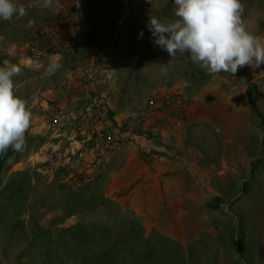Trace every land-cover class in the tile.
I'll use <instances>...</instances> for the list:
<instances>
[{
  "label": "rangeland",
  "instance_id": "1",
  "mask_svg": "<svg viewBox=\"0 0 264 264\" xmlns=\"http://www.w3.org/2000/svg\"><path fill=\"white\" fill-rule=\"evenodd\" d=\"M111 1L118 0H88L87 6L102 17L91 18L85 26L103 20L109 25L106 28L109 34L111 12L107 7ZM242 3L249 30L264 37V0H242ZM137 7L125 30L134 35V25L141 22L144 27L136 30L139 32L136 39L134 35L124 43L123 57L113 72L111 59L107 57L111 54V42L102 41L107 34L93 35L100 43H91L85 30L76 29L71 33L77 35L70 44L62 39L64 31L52 29L56 17L66 18L59 9L54 12L55 7H32L34 15L37 12L36 20L30 12L24 17L0 20V66L21 65V73L14 77L15 93L26 101L32 113L24 150L17 152V159L10 160L0 172V264H264V169L249 171V180L234 187L238 200L223 206L217 204L218 216L211 214L210 206L204 212V206L203 210L197 208L193 219H158L157 226L151 227L150 221L123 212L111 199L106 198L108 203H104L99 186L90 181L72 184L71 179L65 180L68 176L65 169L50 167L43 159L45 153L40 148L47 149L46 141L53 133L45 124L53 95L60 87L71 86L74 80L77 86L84 72L94 79H104L109 95L120 91L127 94L128 103L135 104L134 108L142 115L144 112L149 115L143 103L152 93L174 85L183 89L188 84L202 85L210 76L191 61L188 53H177L171 59L152 42L150 18L176 19L172 0H139ZM41 31L52 33L54 40L67 41L70 46L59 53L45 51L38 59L28 58L31 43ZM50 58H57L61 64L51 74L46 71ZM79 198H82L81 207L77 206L80 211L71 214V206ZM131 221L140 226L137 230L141 236L128 241L136 229ZM85 230L88 239H83ZM212 233L218 234L217 238ZM195 237L201 241H194Z\"/></svg>",
  "mask_w": 264,
  "mask_h": 264
},
{
  "label": "crops",
  "instance_id": "2",
  "mask_svg": "<svg viewBox=\"0 0 264 264\" xmlns=\"http://www.w3.org/2000/svg\"><path fill=\"white\" fill-rule=\"evenodd\" d=\"M30 1L36 4L35 0ZM87 1L80 0L77 7L74 0H56L54 12L59 9L66 18L56 17L51 26L64 31L62 39L70 44L77 35L71 34L76 29L85 30L91 43H100L93 35L108 32L109 25L103 20L85 26L91 18L102 17L87 6ZM138 3L139 0H118L107 7L111 12V32L102 41L111 42V54L107 56L111 59V72L119 67L116 64L123 57L124 43L134 35L136 39V30L144 27L141 22L134 25V35L125 30L138 11ZM28 4L23 5L27 8ZM27 12L38 19L32 8H27ZM67 23L70 29L66 28ZM201 84L184 88L188 107L182 118L176 110H156L149 117L128 103L127 94L120 91L109 95L104 79H94L91 96L103 99L105 105L101 123L74 134L76 113L86 107L91 96L65 102L60 107L66 120L59 127L51 126L45 119V124L53 129L49 140H45L47 152L55 150L59 154L55 167L66 170L65 180L71 179L72 183L78 174L87 173L105 198L120 205L123 212L150 221L151 227L157 226L158 219H193L197 208L203 210L204 206V212L210 206L211 214L218 216L220 206L238 200L234 187L249 180V171L264 169V65L259 69L245 66L234 76L211 74ZM143 107L146 110V102ZM107 126L116 129L119 142L108 148L112 155L104 160L102 127ZM126 131L130 135L120 140ZM44 156L47 162V154ZM228 196L231 198L226 199ZM214 233L212 236L217 238Z\"/></svg>",
  "mask_w": 264,
  "mask_h": 264
},
{
  "label": "clouds",
  "instance_id": "3",
  "mask_svg": "<svg viewBox=\"0 0 264 264\" xmlns=\"http://www.w3.org/2000/svg\"><path fill=\"white\" fill-rule=\"evenodd\" d=\"M176 19L151 17L149 30L155 46L167 52L171 59L188 53L194 64L208 74L228 73L248 66L264 65V37L249 30L243 18L242 0H172ZM42 9L58 6L56 0H36ZM79 7L80 0H74ZM34 5L30 2L27 8ZM27 8L18 0H0V20L24 17ZM142 35V33H141ZM61 64L50 58L46 71L55 73ZM21 65L0 66V156L11 148L24 150L25 134L31 125L32 113L26 101L15 93L14 77ZM166 71V69H165Z\"/></svg>",
  "mask_w": 264,
  "mask_h": 264
},
{
  "label": "built area",
  "instance_id": "4",
  "mask_svg": "<svg viewBox=\"0 0 264 264\" xmlns=\"http://www.w3.org/2000/svg\"><path fill=\"white\" fill-rule=\"evenodd\" d=\"M42 42H45L47 49L54 53L65 51L69 46L67 41L61 42V40H54L52 33L41 31L32 41L29 52L26 56L32 59L40 58L42 53L45 52L39 48L40 44L42 45ZM92 78V75L84 72V74L80 76L76 87L64 85L57 90L45 113L46 120L51 126L59 127L63 121L66 120L64 112L60 107L65 102L76 101L91 96L90 82ZM104 107L105 105L103 99L91 98L86 107L76 113V123L72 128L73 133L76 134L79 130H84L87 126H93L101 123ZM187 107L188 104L185 99V91L180 86H174L164 91L155 92L146 102V108L149 114L156 110H176L178 116L181 118L185 115ZM148 116L150 117V115ZM102 131L106 145L103 148L104 150L101 153V156L103 159L107 160L110 159L112 155L108 151V148L119 142L117 138L118 132H116V129L112 126L102 127ZM129 135V132L126 131L124 134H121L119 139L124 141ZM40 150L42 153L47 154V162L51 167L55 166L59 162L60 156L57 151L53 150L51 152H47V149L44 146H42ZM89 180L90 176L87 173L81 172L75 177V180H73L74 182L72 181V183L82 184L88 182Z\"/></svg>",
  "mask_w": 264,
  "mask_h": 264
},
{
  "label": "trees",
  "instance_id": "5",
  "mask_svg": "<svg viewBox=\"0 0 264 264\" xmlns=\"http://www.w3.org/2000/svg\"><path fill=\"white\" fill-rule=\"evenodd\" d=\"M69 46H70V44H69ZM68 46V47H69ZM40 50H42V51H46V52H48V51H50V50H48L47 49V45H46V43L44 42H42V45L40 44ZM16 154H17V152L16 151H14V150H12L11 148L5 153V155H3V156H0V172H1V170H3V168L7 165V163L10 161V160H16L17 159V156H16ZM75 184H77V183H75ZM78 185H80V184H78ZM89 198H91V197H89ZM80 199H82V198H79L78 200H76L75 201V204L74 205H72L71 207V209L73 210V211H71V214H75L76 212H78V211H80ZM103 202L104 203H108V201L106 200V198H103ZM77 206H80V207H77ZM87 208H82V210L84 211V210H86ZM125 221V220H124ZM126 223H127V221H126ZM131 225L132 226H136V229H135V231L133 232V234L132 235H130V236H128V241H129V239H131L132 237H133V239H137L138 237H140L141 236V231H139V230H137V227L140 229V226H138V224H135V223H133V221H131ZM99 232H101V233H103V231L102 230H99ZM87 232H86V230L82 233V234H84V237H83V239H88L87 237H86V234ZM94 234V233H93ZM92 234V235H93ZM137 234H139V236H137ZM132 240V239H131ZM87 241V240H86ZM133 241H135V240H133ZM105 263H107V262H105Z\"/></svg>",
  "mask_w": 264,
  "mask_h": 264
}]
</instances>
